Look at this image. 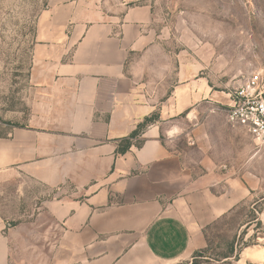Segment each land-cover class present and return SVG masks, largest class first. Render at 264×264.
Segmentation results:
<instances>
[{"label": "crops", "instance_id": "crops-1", "mask_svg": "<svg viewBox=\"0 0 264 264\" xmlns=\"http://www.w3.org/2000/svg\"><path fill=\"white\" fill-rule=\"evenodd\" d=\"M87 2L47 0L38 16L31 74L38 117L30 128L0 137V170L18 167L50 189L88 187L81 201L45 204L59 230L49 242L59 264H178L204 248V229L252 191H239L233 150L229 160L218 151L213 157L205 127L191 135L178 119L189 120L201 96L192 83L179 84L161 102L136 85L128 61L147 47L150 8L89 21L82 14ZM152 117L142 142L133 139L128 152L117 154ZM228 129L232 139L245 131ZM185 132L204 153L194 165L175 145Z\"/></svg>", "mask_w": 264, "mask_h": 264}, {"label": "rangeland", "instance_id": "rangeland-1", "mask_svg": "<svg viewBox=\"0 0 264 264\" xmlns=\"http://www.w3.org/2000/svg\"><path fill=\"white\" fill-rule=\"evenodd\" d=\"M135 6L152 12L147 47L128 61L136 85L148 99L161 102L179 84H193L192 91L201 96L189 120L178 119L191 135L205 127L210 139L203 142L215 146L213 157L218 151L229 160L233 150L240 163L239 191H252L233 212L204 229V248L178 264H264V256L254 255L264 252V144L241 129L232 139L228 128L239 127L227 118L245 79L264 71V0H88L82 14L99 21ZM46 8L47 0H0V137L13 128H30L38 117L32 48L38 16ZM140 135L136 144L142 142ZM175 145L192 165L202 158L188 132ZM87 188L50 189L18 167L0 170V264H59L56 245L49 244L59 230L45 204L81 201Z\"/></svg>", "mask_w": 264, "mask_h": 264}, {"label": "built area", "instance_id": "built-area-1", "mask_svg": "<svg viewBox=\"0 0 264 264\" xmlns=\"http://www.w3.org/2000/svg\"><path fill=\"white\" fill-rule=\"evenodd\" d=\"M228 121L243 128L251 138L264 144V71L249 75L234 95Z\"/></svg>", "mask_w": 264, "mask_h": 264}, {"label": "trees", "instance_id": "trees-1", "mask_svg": "<svg viewBox=\"0 0 264 264\" xmlns=\"http://www.w3.org/2000/svg\"><path fill=\"white\" fill-rule=\"evenodd\" d=\"M153 120L151 119H146L145 120V124H141L139 125V127L137 128L136 131H134L132 133V135L128 138V139H124L120 145H119V148L117 150V154L119 155H123L125 154L126 152H128L131 148V145H132V140L133 139H136V137L139 136L140 133H142V131L146 128L147 124L152 122Z\"/></svg>", "mask_w": 264, "mask_h": 264}]
</instances>
